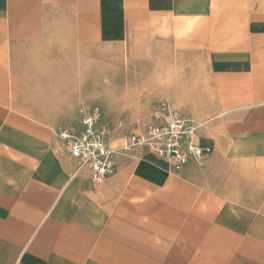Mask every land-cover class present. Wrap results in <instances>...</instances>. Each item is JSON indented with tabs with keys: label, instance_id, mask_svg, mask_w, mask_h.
<instances>
[{
	"label": "crops",
	"instance_id": "0c3cea01",
	"mask_svg": "<svg viewBox=\"0 0 264 264\" xmlns=\"http://www.w3.org/2000/svg\"><path fill=\"white\" fill-rule=\"evenodd\" d=\"M124 65L133 131L170 102L206 166L108 133L96 183L69 153L60 132ZM0 264H264V0H0Z\"/></svg>",
	"mask_w": 264,
	"mask_h": 264
},
{
	"label": "built area",
	"instance_id": "2783aa9c",
	"mask_svg": "<svg viewBox=\"0 0 264 264\" xmlns=\"http://www.w3.org/2000/svg\"><path fill=\"white\" fill-rule=\"evenodd\" d=\"M101 109L87 108L81 117L82 130L78 135L61 131L67 141L69 153L79 160L81 167L90 169L94 182H102L116 172L117 149L108 144L109 128L101 124ZM202 124L182 113L167 101L152 106L151 119L143 133L131 131L125 138L121 150L147 147L159 158L170 163L174 171L195 162L206 166L212 149L198 143V132Z\"/></svg>",
	"mask_w": 264,
	"mask_h": 264
},
{
	"label": "rangeland",
	"instance_id": "374dc122",
	"mask_svg": "<svg viewBox=\"0 0 264 264\" xmlns=\"http://www.w3.org/2000/svg\"><path fill=\"white\" fill-rule=\"evenodd\" d=\"M97 76L94 74V77ZM108 76L107 89H94L93 105L100 107L104 113V120H101V123L107 124L112 145L117 146L121 139L120 135L126 136L138 127V105L135 103L138 99V90L134 88L138 84V67L124 65L123 72L121 67L120 71H113L110 67ZM123 84L125 87L122 92Z\"/></svg>",
	"mask_w": 264,
	"mask_h": 264
}]
</instances>
